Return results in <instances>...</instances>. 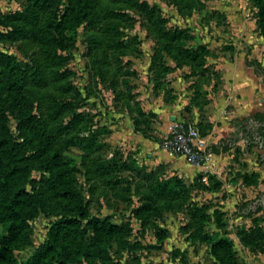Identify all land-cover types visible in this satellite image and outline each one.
<instances>
[{
    "label": "rangeland",
    "instance_id": "374dc122",
    "mask_svg": "<svg viewBox=\"0 0 264 264\" xmlns=\"http://www.w3.org/2000/svg\"><path fill=\"white\" fill-rule=\"evenodd\" d=\"M89 1L88 19L67 49L44 32L66 0H0V95L6 55L21 68L19 84L35 115L32 126H23L8 108L10 132L32 170L27 190L38 199L18 259L36 253L51 226L71 214L34 137L39 132L66 161L90 213L131 229L120 240H102L83 229L70 249L71 264H218L211 243L223 237L234 245V264H264L263 212L237 211L264 193V159L258 163L264 151L258 144L237 140L230 151L219 148L221 157L210 165L221 185L209 192L201 180L158 167L148 159L151 151L135 141L112 138L129 130L133 118L163 150L170 114L196 122L203 138L216 116L217 138L237 137L232 121L264 109L259 4ZM108 159L115 166L102 168ZM160 179L167 186L159 193ZM141 206L151 209L138 220L134 211Z\"/></svg>",
    "mask_w": 264,
    "mask_h": 264
},
{
    "label": "trees",
    "instance_id": "16d2710c",
    "mask_svg": "<svg viewBox=\"0 0 264 264\" xmlns=\"http://www.w3.org/2000/svg\"><path fill=\"white\" fill-rule=\"evenodd\" d=\"M264 22V0H255ZM90 12L89 0H66L59 18L51 21L44 32L65 48L71 49L75 44L78 29L87 21ZM187 58L191 52L187 51ZM193 57L196 55H192ZM2 88L0 95V264H71L70 249L79 240L83 229H88L96 238L102 240H120L127 236L131 229L113 224L109 219L93 216L84 204L79 191L74 185L66 161L57 148L42 133H34L40 150L46 157L48 167L58 182L63 197L71 214L56 221L49 229L41 248L26 261L21 262L16 252L25 245L31 232L30 220L38 210L37 197L27 190L31 178V167L18 142L13 138L8 126V108H11L19 123L30 127L35 115L32 104L19 84L21 68L12 58L3 55ZM258 73L263 75L264 70ZM264 113L257 117L260 121ZM249 119H246V121ZM134 132H143L139 122L132 118ZM228 146L223 150L227 151ZM207 150L219 153V147L209 146ZM102 168L115 166L113 159L101 163ZM201 175L194 181L200 182ZM205 189L209 192L220 188V181L215 176L208 177ZM157 181L159 193L166 190L165 184ZM177 181V180H176ZM178 182V181H177ZM254 208V210H253ZM149 206H141L134 211V217L143 219L150 211ZM263 211L262 206H253L246 202L240 209L241 214L250 215ZM162 240V239H161ZM211 255L218 264H234L236 255L232 241L219 238L211 243Z\"/></svg>",
    "mask_w": 264,
    "mask_h": 264
},
{
    "label": "crops",
    "instance_id": "0c3cea01",
    "mask_svg": "<svg viewBox=\"0 0 264 264\" xmlns=\"http://www.w3.org/2000/svg\"><path fill=\"white\" fill-rule=\"evenodd\" d=\"M169 118H170V125H171V122H173L172 119H174V120H180L181 119L179 117V115H177V114H170ZM216 120H217L216 116H214L212 119H210V122L212 123V131L209 132L207 135H203L205 138V142L207 144V147L212 146V145H217V143L219 141H223V140H220L221 137L217 138V135L219 134V128L220 127H218L217 124L215 123V122H217ZM189 122H192V121H189ZM193 123L196 124V122H193ZM120 124H122V122H120ZM162 125L164 126V125H166V123L162 122ZM170 125L167 127L166 135L168 134ZM128 126H129V130H125L123 133L122 132L113 133L112 138H114V139L124 138V139H129L131 141H135L144 150L151 151V153L147 154L148 159H150L158 167L165 166L169 170L177 172V176L179 175V177H181V178H187V179L193 181L196 176H198V175L202 176V172L207 171V172H209V174H208L209 176L213 175L216 177V179L218 181H220L219 177L214 172L211 171L212 170L211 165L206 164L204 167L191 166V165L187 164L183 159L174 158L173 156H170L164 150L159 149L157 142L153 138L145 136L144 134H142V132H134V125H133L132 118L129 119ZM222 146L226 147L224 145H218L219 148H221ZM231 149H232V147H230L228 150L230 151ZM221 153H222L221 150H219L218 154H213L210 152V155H211L210 160H212V158L213 159L214 158L219 159L221 157Z\"/></svg>",
    "mask_w": 264,
    "mask_h": 264
},
{
    "label": "built area",
    "instance_id": "2783aa9c",
    "mask_svg": "<svg viewBox=\"0 0 264 264\" xmlns=\"http://www.w3.org/2000/svg\"><path fill=\"white\" fill-rule=\"evenodd\" d=\"M161 148L169 155L183 159L195 167H204L211 163L205 138L198 126L184 119L171 122L168 134L161 141ZM209 172H202L201 181L208 185Z\"/></svg>",
    "mask_w": 264,
    "mask_h": 264
},
{
    "label": "flooded vegetation",
    "instance_id": "af4514ba",
    "mask_svg": "<svg viewBox=\"0 0 264 264\" xmlns=\"http://www.w3.org/2000/svg\"><path fill=\"white\" fill-rule=\"evenodd\" d=\"M264 113V109L262 111ZM241 128L240 136L248 143H257L264 151V115L262 121L252 118L244 123ZM264 156V155H263ZM253 206H262L264 211V197H259L253 202Z\"/></svg>",
    "mask_w": 264,
    "mask_h": 264
},
{
    "label": "water",
    "instance_id": "95a60500",
    "mask_svg": "<svg viewBox=\"0 0 264 264\" xmlns=\"http://www.w3.org/2000/svg\"><path fill=\"white\" fill-rule=\"evenodd\" d=\"M252 118H258L257 116L256 117H252ZM252 118H249V119H252ZM172 121H174V119H172ZM245 121L246 120H243V121H236V120H234V121H232V125H233V127L235 128V130L238 132V136L237 137H235V138H232V139H229V140H223V141H219L218 143H217V145L216 146H218V145H224V146H228V147H232L234 144H235V142L237 141V140H244L243 138H241V136H240V131H241V128L242 127H244V123H245ZM245 142V141H244ZM248 144H250V143H248ZM246 142H245V145L247 146L248 145ZM257 144V143H256ZM259 148H261V147H259ZM264 153L258 158V163L261 161V160H263L264 159ZM259 197H264V193H259V195L253 200V201H251V202H254L256 199H258ZM242 207V206H241ZM241 207H239L238 208V214H240V215H244V214H241L240 213V209H241ZM253 210H254V208H253ZM263 217H264V214H263Z\"/></svg>",
    "mask_w": 264,
    "mask_h": 264
}]
</instances>
